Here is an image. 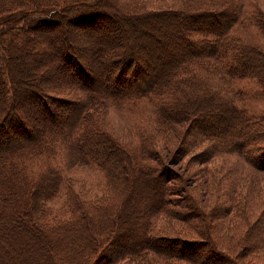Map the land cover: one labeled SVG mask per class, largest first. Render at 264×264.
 <instances>
[{
	"label": "trees",
	"instance_id": "16d2710c",
	"mask_svg": "<svg viewBox=\"0 0 264 264\" xmlns=\"http://www.w3.org/2000/svg\"><path fill=\"white\" fill-rule=\"evenodd\" d=\"M114 1L0 0V264H166L172 259L239 264L208 241L211 226L206 220L189 226L198 241L151 232V218L159 212L189 222L206 213L194 208L186 177L170 159L157 155L144 137L139 146L114 138L102 130L91 109L96 102L151 99L160 125L189 124L172 154L208 143L213 153L236 156L264 172V112L247 113L221 88L223 79L230 87L236 80L249 79L264 97V49L231 34L241 19L242 4L237 0H189L191 4L152 12L118 7ZM119 15L131 31L137 23L157 30L161 20L169 18L165 22L182 37L183 48L150 74L139 57L158 36L139 44L120 27L114 40L106 42V35L98 45H89L83 44L84 31L73 35L76 25L105 30L107 20L121 21ZM251 21L264 35V14L257 11ZM53 27L57 31H51ZM88 52L95 56L88 57ZM18 62L25 63L35 80L21 78ZM97 63L103 69H95ZM213 74L222 79L218 86L222 92L207 84L206 77ZM20 93L34 108L21 106ZM36 108L40 118L30 122L31 109ZM63 110L65 114L60 113ZM213 114L219 119L208 120ZM17 133L22 137L14 136ZM57 144L68 164H94L103 172L108 197L86 200L70 188L69 217L47 224L43 218L48 202L64 181L49 163ZM199 186L204 187L202 180ZM220 194L226 201V192ZM187 195V202H182ZM244 208H234L243 219ZM261 223L258 218L252 230ZM173 242L185 245L187 252L194 245L201 251L192 257L167 250L180 249Z\"/></svg>",
	"mask_w": 264,
	"mask_h": 264
},
{
	"label": "rangeland",
	"instance_id": "374dc122",
	"mask_svg": "<svg viewBox=\"0 0 264 264\" xmlns=\"http://www.w3.org/2000/svg\"><path fill=\"white\" fill-rule=\"evenodd\" d=\"M237 1L242 4L241 19L233 26L231 34L236 35V37H239L243 41L257 44L264 49V35L257 30L251 21V16L257 13V11H261L264 14V0ZM114 2L118 7L121 5L129 10H146L148 12L177 8L185 2L191 4L189 0H116ZM203 2L206 1L204 0ZM106 11L111 13L110 10ZM117 18L115 20H107L106 18L109 26L105 27V30L101 28L89 29V26L81 27L76 25L73 27L75 30L73 35L76 36L79 31H84L86 34L82 40L83 44L88 43L89 45H98L103 41V38H107L106 35H108L106 42L114 40L116 35L113 33L120 27H125L126 31L123 32L126 36H136L139 44H142L145 39L153 40V38L158 36L160 39L157 38L149 45L148 49L145 48L147 52L152 51V54L150 55L146 52L145 56L139 57L144 67L143 69L148 70L150 74H155L160 70L161 66L166 62L163 60L169 57V54H172V58L183 48L182 37L174 35L175 30L171 24L165 22L170 20L169 18L162 19L157 30H151L137 23V29H133V31L130 30L129 23L123 20L120 15L119 19L121 21H117ZM118 22H122L121 25ZM50 30L57 31V28L53 27ZM163 35H172V40L164 38ZM92 55L95 56V53H87L88 57H92ZM18 64L22 79L35 80L34 75L26 72L25 63L18 62ZM98 67L103 69V66L100 64L94 65L95 69ZM206 79L210 80L207 82L208 85L211 83L213 89L215 88L219 92H222L218 87L222 83L221 78L213 74L211 79L208 77ZM223 80L224 85L220 87L224 88L227 95L231 94L234 96L233 98L237 106H241L249 114L258 115L264 112V97L257 91V86L253 81L239 79L234 81L235 83L230 87V82L226 79ZM20 94L21 106L28 107V110L34 108L33 106L29 108L26 96L22 93ZM154 106L153 100L141 99L135 102L118 104L111 101L96 102L93 109H91L94 118L97 119L102 130L109 132L114 138H118L130 146H139L142 143V137H144L145 144L154 148L157 151V155L160 154L161 158L164 156L166 161L170 159L171 165L186 177L185 186L188 187L187 192L191 193L193 199L195 198L192 205L198 212L206 213V216L204 218L201 217V220H192L191 222L187 220L188 224L183 218L178 216L170 217L166 213L159 212L151 218V232L156 236L167 235L178 238L182 236L198 241L200 237L191 228L202 225L203 221L206 220L211 226L207 239L210 243L215 244L214 248L217 252L224 250L230 255L231 259L239 262V264H264V172H257L236 156L213 153L208 143L202 144L200 142L190 150H181L175 155L172 154V151H175L173 148H176L177 143L181 140L182 132H188L189 129L187 130V128H189V124L188 122H183L172 128L160 125L154 117ZM56 111L59 112L57 109ZM60 113L65 114V110ZM30 114V122H34L40 118V111L37 108L36 110L31 109ZM217 118L219 119L218 115L213 114L208 116L207 119L217 120ZM39 125L38 122L35 123V127ZM14 136L22 137L18 133ZM186 139L190 140L192 138L188 136ZM59 145H56L55 153L49 158V163L59 169L64 177V181L56 196L48 202L47 211L43 218L47 224L69 217L67 192L70 188L74 189L75 192L86 200L97 202L102 201L105 196L106 199L108 197L103 172L94 164H68L66 153ZM205 158L207 160L203 161ZM40 165L33 167L35 172L40 169ZM195 177L196 181L194 180ZM200 179L204 185L203 188L199 186ZM175 180L178 184L181 182L178 178ZM225 192L227 194L225 197L226 201L229 199L228 202L223 200V198L221 199V197L219 198L218 195ZM187 197L189 196H183L182 202ZM242 207H245L246 211L244 219L234 209ZM258 218H260L262 223L253 231V223ZM249 225L251 226V230ZM172 245L180 249L168 248V246L166 249L181 253L186 252L187 256L193 257L192 253L201 251L198 245H194V248L192 247L193 250L188 252L185 250V245L177 244L176 242H173ZM202 252L205 254L206 251L203 249ZM149 255L153 259V254L152 256L151 254ZM128 264L145 263L131 262ZM166 264L186 263H180L177 259H172Z\"/></svg>",
	"mask_w": 264,
	"mask_h": 264
}]
</instances>
